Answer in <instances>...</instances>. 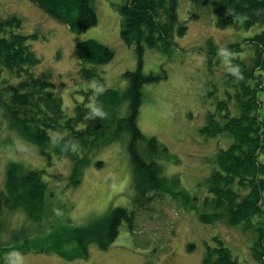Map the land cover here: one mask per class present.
<instances>
[{
	"label": "trees",
	"instance_id": "16d2710c",
	"mask_svg": "<svg viewBox=\"0 0 264 264\" xmlns=\"http://www.w3.org/2000/svg\"><path fill=\"white\" fill-rule=\"evenodd\" d=\"M32 2L77 33L98 22L95 0ZM123 2L118 8L121 34L135 48L138 66L123 73L125 89L82 91L85 99L77 102L73 115L52 90L54 82L34 75L32 67L42 59L29 42L39 39L38 33H23V19L3 16L0 10V108L8 127L46 153L67 156L73 164L67 186L74 188L82 182L83 170L98 152L126 138L138 207L131 210L116 206L84 224L54 225L59 207L52 177L48 179L45 168H29L12 158L6 164L7 209L0 213V264H14L17 251L56 253L71 260L87 257L91 243L107 249L123 220L132 223L136 210H146L163 198L196 212L205 224L218 227L223 223L251 232L250 252L254 260L264 264V115L259 95L264 91V29L245 38L255 51L252 58L232 57V67L225 77L230 86L228 96L217 102V109L207 114L208 121L200 129L202 135L226 134L232 141L214 153L204 191L194 195L182 187L179 175H164L156 159L167 149L155 136H145L138 122L144 85L168 77L163 68L156 74L144 72L146 50L173 55L172 50L179 48L175 38L187 33L188 20H179V0ZM192 4L191 18L198 19L200 9L211 8L218 27L238 24L240 19H244L245 28L264 27V0H192ZM75 46L81 78L103 83L97 65L114 59L113 48L95 38L78 41ZM207 46L209 66L214 56L221 63L222 57L244 48L243 42L219 46L211 37ZM97 164L104 163L98 160ZM52 175L65 180L59 173ZM203 254L201 264H250L238 259L222 234L213 237V244L208 243Z\"/></svg>",
	"mask_w": 264,
	"mask_h": 264
},
{
	"label": "rangeland",
	"instance_id": "374dc122",
	"mask_svg": "<svg viewBox=\"0 0 264 264\" xmlns=\"http://www.w3.org/2000/svg\"><path fill=\"white\" fill-rule=\"evenodd\" d=\"M123 1L95 0L97 25L77 33L46 14L32 0H0L3 16L17 15L23 19V33H38L39 39L29 42L42 59L32 67L34 75L54 82L52 90L61 96L64 109L71 115L77 102L85 99L82 91L125 89L127 81L123 73L138 66L135 48L127 44L121 34L118 8ZM192 7V0H179V20H188V30L185 35L176 36L179 48L172 50L173 55L146 50L144 72L156 74L163 68L168 77L144 85L138 122L145 136H155L167 149L156 159L164 175H179L183 188L194 195H202L214 153L220 147H227L232 138L226 134L205 136L200 129L208 121L207 114L217 109V102L228 96L226 90L230 86L225 77L232 67V57L252 58L255 51L245 38L262 32L264 27L245 28L242 26L244 19H240L241 24L218 27L211 8L200 9V16L194 19L190 17ZM209 37L219 46L243 42L244 48L242 52L222 57L221 63L216 61L217 55L214 56L213 65L209 66ZM92 38L115 51L111 62L97 65L104 78L101 84L95 79L81 78L79 72L75 43ZM259 95L263 102L260 112L264 115V91ZM126 146L124 138L102 149L83 170L82 182L75 188L70 187L66 179L73 167L71 160L48 150L46 153L10 129L0 108V213L7 209L6 164L12 158L29 168H45L48 179L52 177L59 207L54 225L84 224L116 206L138 209ZM98 160L104 164H97ZM55 173L63 175L65 180L55 179L52 175ZM174 202L163 198L154 201L146 210H136L135 220L132 223L122 221L119 234L107 249L91 243L87 257L67 260L56 253L17 251L13 254L14 264H201L207 244H213V237L218 234H222L240 261L260 264L250 252L251 232L223 223L218 227L205 224L196 212ZM20 212L25 217L26 213ZM16 219L17 216L13 220Z\"/></svg>",
	"mask_w": 264,
	"mask_h": 264
}]
</instances>
